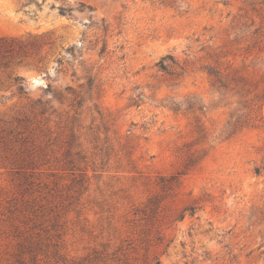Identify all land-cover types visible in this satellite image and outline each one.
<instances>
[{"label":"rangeland","instance_id":"rangeland-1","mask_svg":"<svg viewBox=\"0 0 264 264\" xmlns=\"http://www.w3.org/2000/svg\"><path fill=\"white\" fill-rule=\"evenodd\" d=\"M259 14L264 0H0V37L18 51L0 71V205L23 191L4 158L5 144L19 148L11 130L20 128L17 118L40 120L32 101L51 100L58 111L48 123L45 169H62L60 134L74 116L89 148L82 187L69 171L47 179L61 197L69 259L98 250L107 264H264V102L260 122L230 134L240 98L221 96L204 69L215 65L205 59L209 48L234 38L232 21L242 17L251 28L256 20L253 31ZM235 65L259 79L264 52L243 51ZM16 76L25 80L22 94L11 83ZM107 141L111 156L93 166L95 143L101 149ZM178 173L170 195L162 178ZM152 198L163 201L158 215L142 220L135 209ZM7 244L0 240V264L14 253Z\"/></svg>","mask_w":264,"mask_h":264},{"label":"trees","instance_id":"trees-1","mask_svg":"<svg viewBox=\"0 0 264 264\" xmlns=\"http://www.w3.org/2000/svg\"><path fill=\"white\" fill-rule=\"evenodd\" d=\"M258 5H263V3L251 4L252 10L258 12ZM259 16H261L262 26L253 31L251 28L256 27V20L252 21L250 28L243 22L242 17L235 18L228 34V37L233 36L234 38L223 46L209 48V53L205 57L207 61L211 60L215 64L208 65L204 69L213 79V86H217L219 94L225 98L234 92L233 96L236 95L240 98L225 127V131H229L230 134L255 126L257 122L263 119L258 115V111L261 110L258 103L264 102V74L259 79H255L243 73L235 65L237 57L242 55L243 51H246L247 55L251 54L253 49H257L259 53L264 52V16L261 14ZM242 45L246 46L242 47ZM16 47L15 40L0 37V71L9 69L13 61L18 58ZM231 56L233 59H229ZM162 66L166 69L165 65ZM181 69L184 70L183 67ZM11 80L18 92L24 93V78L16 76ZM50 89L51 87L47 88L48 91ZM70 90L69 94L76 95V91ZM250 96L251 98H249ZM53 99L61 106L65 105V98L61 93H53ZM30 111L40 120L32 122L27 116L17 118L16 121L20 128L17 131L11 130V132L15 131L21 138V140L16 141L17 146H19L18 151L16 150L17 153H13L14 149L9 148L7 144L4 146V158L13 166L14 173L18 177V187L23 190H21V198L11 199V201H7V205H0V240H6L8 248L14 250V253H10L11 259L7 260V264H107L104 260L108 256L98 250L80 260L69 259L64 254L65 241L59 223L62 214L58 210L61 202L57 201L61 197L58 194L56 197L57 190L52 189L50 182L47 181L48 178L55 177L59 173L58 170L64 173L69 171L73 176L78 175L80 178L78 184L81 187L85 180L89 179V148L82 141L80 131L76 128L78 120L76 121L74 116L70 122L69 133L60 134V149H63V153L61 157L56 158V162L61 163L62 169H51L50 167L45 169L50 164V156L47 152L50 138L48 123L51 121V116L57 114L58 110L52 105L51 100L38 99L31 102ZM27 132L28 135L22 137ZM33 132L42 135L43 140L42 137H39L38 141L34 140ZM95 144L90 160L93 166H96L98 161L102 163L104 157L111 156L109 152L112 150L108 141L105 143L107 147L101 149L97 143ZM102 155L103 157H100ZM84 161L87 162L86 167H82L80 164ZM196 164L197 161L187 163V170ZM93 172L96 173L97 170H93ZM180 174L178 173L169 179L162 178V181L167 183L166 187L170 195H174L180 186ZM52 192L54 193L52 194ZM162 202L157 198L149 199L144 208L135 209L137 211L135 215L141 216L142 214V220L154 219L158 215ZM133 207L135 206L133 205ZM146 226H149L148 222ZM134 227L136 231L138 226L135 225ZM147 232H150V229L144 232L140 230V234L145 235V241L150 240V233ZM128 263L129 258H126L124 264Z\"/></svg>","mask_w":264,"mask_h":264}]
</instances>
